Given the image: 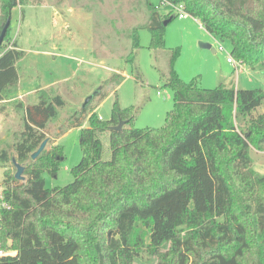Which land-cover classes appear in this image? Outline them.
<instances>
[{
	"label": "trees",
	"instance_id": "obj_1",
	"mask_svg": "<svg viewBox=\"0 0 264 264\" xmlns=\"http://www.w3.org/2000/svg\"><path fill=\"white\" fill-rule=\"evenodd\" d=\"M29 1L0 0V32L12 8L18 4L23 15ZM168 1L181 3L207 32L228 40L242 66L264 68V0ZM145 6L146 22L129 33L124 61L131 65L140 47L139 27L150 32L151 48H163L165 26L174 17L149 0ZM9 27L10 22L0 43V102L17 85V62L24 55L10 42ZM177 55L173 50L167 65L165 84L174 105L163 126L135 127L137 110L121 108L117 100L110 119H101L95 108L107 89L97 90L67 119V126L80 127L82 156L71 169L73 181L64 186L47 188L43 178L45 171L55 176L64 159L56 142L62 131L47 132L64 100L42 93L35 102L18 103L22 129L14 153L0 149V250H12L0 254V264H65L67 257L84 264L81 252L91 247L96 264H131L142 251L156 254L166 242L192 253V264H264V174L252 168L250 156L252 148L264 147V111L252 114L264 101V89L185 83L174 67ZM122 78L115 72L104 84ZM237 117L246 120L242 127ZM119 121L124 123L116 130ZM43 140L45 147L32 159ZM12 158L24 166L23 180L14 177ZM60 239L68 241L63 252Z\"/></svg>",
	"mask_w": 264,
	"mask_h": 264
},
{
	"label": "rangeland",
	"instance_id": "obj_2",
	"mask_svg": "<svg viewBox=\"0 0 264 264\" xmlns=\"http://www.w3.org/2000/svg\"><path fill=\"white\" fill-rule=\"evenodd\" d=\"M149 1L158 6L160 13L174 17L165 26L163 48H151L150 32L139 27L140 47L133 65L126 63L124 57L130 48L131 28L147 20L145 0H30L22 7L23 15L18 4L12 8L10 42L15 40L24 55L17 62V85L9 97L0 102V149L7 148L14 153L13 143L22 129V110L18 103L35 102L42 93L61 95L64 105L48 123L47 132L52 135L62 131L56 142L62 146L64 159L55 176L43 173L47 188L73 181L71 169L82 156L80 127L67 126V119L97 90L107 89L106 96L95 108L101 119H110L113 103L117 100L121 108L137 110L135 127L164 125L166 114L174 105L173 90L165 83L168 60L175 49L178 55L174 67L185 83L194 80L201 88H215L222 83L264 89V68L237 67L227 61L231 52L228 40L221 41L213 36L189 14L181 18L169 8L160 6L159 0ZM219 44L224 49L217 51ZM115 72L123 75L122 80L116 85H105ZM263 111L264 101L252 110V114ZM244 121L237 117L235 123L242 127ZM87 126L88 121L84 120L82 127ZM103 145V157L108 159L106 138ZM250 156L252 168L264 174V147L262 150L252 148ZM7 167L11 169V164L7 163ZM3 171L0 167V191ZM30 240L35 243L34 238ZM59 241L63 252L68 241ZM81 256L84 264L97 263L92 247L82 250ZM72 261V257H67L63 263L74 264ZM193 261L192 253H179L166 242L156 254L142 251L131 264H192Z\"/></svg>",
	"mask_w": 264,
	"mask_h": 264
},
{
	"label": "water",
	"instance_id": "obj_3",
	"mask_svg": "<svg viewBox=\"0 0 264 264\" xmlns=\"http://www.w3.org/2000/svg\"><path fill=\"white\" fill-rule=\"evenodd\" d=\"M10 20L8 19L7 22L5 23V25L3 26L1 32H0V43L2 42L3 40V37L5 35V32H6V29H7V26L9 24ZM206 46H209V44H205ZM214 51V50H212ZM123 121H119V123L114 126L113 128L118 130V129H121L122 125H123ZM46 145V140H43L40 145L38 146V148L31 153V158L34 159L37 157V155L43 150V148L45 147ZM12 163L14 164L15 168H16V171L14 173V177L18 180H23L24 179V176H23V169H24V166L17 163L15 161L14 158H12Z\"/></svg>",
	"mask_w": 264,
	"mask_h": 264
},
{
	"label": "built area",
	"instance_id": "obj_4",
	"mask_svg": "<svg viewBox=\"0 0 264 264\" xmlns=\"http://www.w3.org/2000/svg\"><path fill=\"white\" fill-rule=\"evenodd\" d=\"M159 5L169 8L171 12L177 14V16L181 18L187 14L181 3L174 4L168 0H159ZM223 49H224L223 46L219 44L216 50L220 51ZM227 61L233 63L234 65H237V67L238 66L241 67V63L238 60H236L231 54L227 56ZM0 254H3L2 250H0Z\"/></svg>",
	"mask_w": 264,
	"mask_h": 264
},
{
	"label": "crops",
	"instance_id": "obj_5",
	"mask_svg": "<svg viewBox=\"0 0 264 264\" xmlns=\"http://www.w3.org/2000/svg\"><path fill=\"white\" fill-rule=\"evenodd\" d=\"M242 67V66H241Z\"/></svg>",
	"mask_w": 264,
	"mask_h": 264
}]
</instances>
